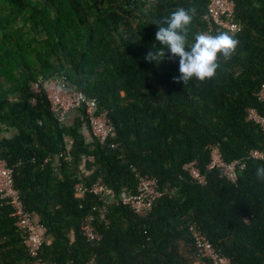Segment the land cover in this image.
<instances>
[{"label": "trees", "instance_id": "obj_1", "mask_svg": "<svg viewBox=\"0 0 264 264\" xmlns=\"http://www.w3.org/2000/svg\"><path fill=\"white\" fill-rule=\"evenodd\" d=\"M233 2L236 52L217 54L213 78L183 83L174 79L178 57L145 60L161 47L155 22L195 7L190 47L212 28L204 19L209 0H0V134L11 131L0 137V161L45 228L41 261L84 264L95 255L97 264H212L197 257L186 229L194 223L233 264H264V181L255 176L263 163L246 160L235 183L207 170L210 145L226 162L252 149L264 154V132L247 120L249 109L264 120L256 98L264 85V0ZM53 76L107 111L114 138L86 143L81 111L56 121L43 93L30 90L38 77ZM193 161L204 186L182 169ZM138 175L155 177L165 192L143 218L119 202L124 191L136 192ZM99 178L115 201L107 225L95 219L102 240L92 246L80 225L96 216L97 200L77 198L74 186ZM10 213L0 201V264H31Z\"/></svg>", "mask_w": 264, "mask_h": 264}, {"label": "built area", "instance_id": "obj_2", "mask_svg": "<svg viewBox=\"0 0 264 264\" xmlns=\"http://www.w3.org/2000/svg\"><path fill=\"white\" fill-rule=\"evenodd\" d=\"M234 12L233 0H209L204 19L212 28L204 34L217 35L227 32L237 36L240 33V25L235 21ZM212 29L214 32L211 31ZM30 90L33 93H43L50 113L61 125L69 123L72 115L81 111L84 121L80 132L85 136L86 143H92L95 140L100 144H105L114 138L115 129L107 111L100 110L95 99L87 98L69 87L62 76L38 77L31 83ZM256 98L264 103V85L260 87ZM247 120L257 124L264 132V120L253 109L248 110ZM111 147H113L112 144ZM208 150L210 159L207 170H217L230 183L236 182L237 175L243 170L246 160L260 161L264 165V154L256 149L249 150L245 158L230 162L224 160L218 145H210ZM182 169L192 182L200 186L206 184L205 176L195 161L185 164ZM174 191L175 189H171L169 194H173ZM74 193L77 198L92 194L97 200V205L94 207L96 216L86 215L80 225V231L87 243L92 246L98 245L102 240V235L95 226V219L108 224V208L115 201L113 192L99 178L91 186H86L81 181L77 182L74 186ZM164 194V191L159 190L155 177L138 175L136 192L124 191L119 202L123 206H128L134 215L143 218L150 214L155 202ZM0 201L11 209L10 216L14 220L13 225L19 233L22 245L31 259V264H52L41 261L39 257L40 247L45 240V228L24 208L18 191L13 185V171L2 160L0 161ZM186 229L198 258L207 259L212 264H233L228 257L221 255L214 248L196 224L187 223ZM84 264H97L96 256L92 255Z\"/></svg>", "mask_w": 264, "mask_h": 264}, {"label": "clouds", "instance_id": "obj_3", "mask_svg": "<svg viewBox=\"0 0 264 264\" xmlns=\"http://www.w3.org/2000/svg\"><path fill=\"white\" fill-rule=\"evenodd\" d=\"M196 13L195 7L188 9L181 7L172 11L162 21L155 22L158 26L155 41L161 47L148 52L145 56L146 61L156 64L165 59L166 52L170 53L169 59L178 57L179 76L174 78L177 82L187 83L193 78L199 81L213 78L220 67L217 54L228 59L236 52L239 45L234 34L221 32L217 35L197 34L194 43L189 47L188 27ZM255 176L259 181H264V165L256 167Z\"/></svg>", "mask_w": 264, "mask_h": 264}, {"label": "rangeland", "instance_id": "obj_4", "mask_svg": "<svg viewBox=\"0 0 264 264\" xmlns=\"http://www.w3.org/2000/svg\"><path fill=\"white\" fill-rule=\"evenodd\" d=\"M10 133H11V131L7 130V131L3 132V134H0V137H2V136L8 137V136H10Z\"/></svg>", "mask_w": 264, "mask_h": 264}]
</instances>
